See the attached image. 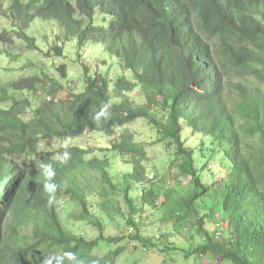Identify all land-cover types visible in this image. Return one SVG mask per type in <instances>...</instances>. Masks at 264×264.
Returning <instances> with one entry per match:
<instances>
[{
    "label": "trees",
    "instance_id": "obj_1",
    "mask_svg": "<svg viewBox=\"0 0 264 264\" xmlns=\"http://www.w3.org/2000/svg\"><path fill=\"white\" fill-rule=\"evenodd\" d=\"M0 15L19 23V39L30 46L36 42L27 34L33 24L54 25L58 56L62 42L103 43L135 78L118 79L114 97L109 80L89 76L86 67L85 89L62 99V85L44 73L0 86V264H45L57 255L63 257L60 264H117L122 247L102 257L95 251L102 242L116 245L123 237L104 235L88 200L95 192L101 200L96 207L105 215L126 216L129 227L138 230L134 189L142 193L140 207L157 208L163 198L164 222L174 220L185 232L190 229L192 240L202 238L187 256L264 264V93L252 85L264 84V0H0ZM12 42L9 32L0 31V46ZM57 71L67 79L64 65ZM49 82L51 101L34 106L32 97ZM137 91L145 98L142 105L132 99ZM108 100L111 117L98 124L93 117ZM139 119L174 152L178 180L189 179L186 185L146 188L147 152L131 134L101 149L104 159H89L98 152L94 149L67 147L58 153L70 151L71 159L60 164L56 155L40 151L42 141L76 139L88 131L112 137ZM186 130L210 138L211 148L187 146ZM208 151L228 164L222 183L202 179L199 166ZM110 152L115 156L109 158ZM116 158L131 166L120 182L110 174ZM41 162L56 170L59 187L51 204ZM64 198L79 207L71 215L75 222L97 228V238L68 229L60 213ZM209 222L218 230L208 229ZM132 241L165 249L139 230Z\"/></svg>",
    "mask_w": 264,
    "mask_h": 264
},
{
    "label": "rangeland",
    "instance_id": "obj_2",
    "mask_svg": "<svg viewBox=\"0 0 264 264\" xmlns=\"http://www.w3.org/2000/svg\"><path fill=\"white\" fill-rule=\"evenodd\" d=\"M19 23L12 24L6 17L0 15V31H7L13 38L10 45L0 46L3 55H0V86L9 84L11 81H16L20 78H28L30 76H40L44 78V74L48 77L58 81L62 85L63 91L58 95L62 99L67 92L80 93L85 89L84 86V69H89V76L102 75L105 76L111 86L112 97H114V85L120 78H127L135 82L134 74L130 70L122 68L120 62L105 50L103 43H89L83 47H79L76 39L70 42H62L60 47L63 49L62 56L56 55L53 47L57 44L55 34L57 30L54 25L35 23L32 25V31L27 34L34 37L36 42L33 46L27 43L26 40H20L18 36ZM25 39V38H24ZM65 66L67 79H62L57 67ZM44 73V74H43ZM252 85L259 88L264 93V84L258 81H253ZM52 87L49 82L45 86L38 88V92L34 95V106L44 104L51 101V96L47 93L48 89ZM136 104L142 105L145 103V98L141 96L140 92L132 94ZM115 102H118L114 98ZM158 115V111L155 110ZM186 130L184 137L187 141V146L194 149L211 148L208 144L210 138H202L200 135L193 136L188 134ZM124 134H131L134 140L141 144L147 152V162L145 163L148 169L147 181L144 183L145 187L149 189L151 185H157L158 188H172L178 184L186 185L189 179L178 180L179 169L175 162V155L173 151H169L165 144L161 142L156 130L149 125L147 120L139 119L131 125L126 126L123 130H118L112 137H106L98 132H86L83 136L76 139H68L64 141L53 140L50 142H41L40 151L42 154L52 153L56 155L64 145L68 147H80L84 149L97 150L93 156L99 159H104L106 154H102L101 149L110 148L115 142H119L121 136ZM109 158L115 156L113 152L107 153ZM213 155V157L211 156ZM131 166L116 158L111 169V176L115 182H120L123 175L127 173V169ZM228 164L222 162L221 155L211 154L207 152L205 162L200 164L199 170L201 172L204 183L215 185L222 183L226 179ZM141 191L133 190L130 192L131 198L139 207V213L134 217L138 224L139 231L145 239L154 238L155 243L164 246L165 249L153 248L151 246H134L132 237L138 233L137 228L130 232L131 228L127 224V217L112 218L105 215L101 209L96 207L101 200L94 192L91 194L88 203L91 205V211L101 219L104 227V235L106 237H123V240L116 245H110L102 242L95 254L99 257L104 256L109 251L122 247L124 252L119 257L117 264H161L162 262L170 264H230L221 261L220 258H208L200 255L187 256V252L195 249V246L202 240L196 238L192 240L186 232L190 229H181L175 226L174 220L169 224L164 222L166 216V209L162 206L163 198L159 201L157 208H143L141 200ZM123 211L128 214V208L124 205V200L120 202ZM60 213L63 221L72 232L79 236H85L87 239H95L100 234L97 228L88 225L85 222L77 223L71 217L73 213L79 212V207L67 200L62 199L59 202ZM116 217V216H113ZM217 223L209 222L207 228L214 231L218 230ZM220 232L224 233L226 230L219 228ZM147 249L145 251L144 249Z\"/></svg>",
    "mask_w": 264,
    "mask_h": 264
},
{
    "label": "clouds",
    "instance_id": "obj_3",
    "mask_svg": "<svg viewBox=\"0 0 264 264\" xmlns=\"http://www.w3.org/2000/svg\"><path fill=\"white\" fill-rule=\"evenodd\" d=\"M112 102L108 100L103 102L99 108V110L95 113L93 119L95 122L99 124V122L103 120L110 119L111 117V109ZM67 145H64V148L67 149ZM56 159L59 161L60 164H66L71 159V152L70 151H63L61 153L56 154ZM40 174L43 177V191L48 195V202L49 204L53 203L56 199V193L58 191V185L54 182V177L56 176V170L53 168L51 163L41 162L39 164ZM64 256L68 257L70 260L75 259V254L72 252L64 253ZM63 257L57 255L53 256L51 260L45 262V264H53V261L56 264H60ZM78 264H81L79 261Z\"/></svg>",
    "mask_w": 264,
    "mask_h": 264
},
{
    "label": "built area",
    "instance_id": "obj_4",
    "mask_svg": "<svg viewBox=\"0 0 264 264\" xmlns=\"http://www.w3.org/2000/svg\"><path fill=\"white\" fill-rule=\"evenodd\" d=\"M130 232H131V233L134 232L133 229H131ZM133 243H134V246H139V244H138L137 242L134 241ZM144 250L147 251L146 248H145Z\"/></svg>",
    "mask_w": 264,
    "mask_h": 264
}]
</instances>
